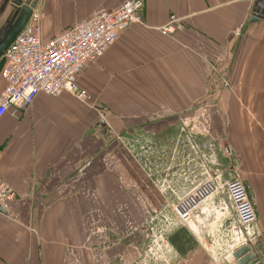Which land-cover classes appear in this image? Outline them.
Returning a JSON list of instances; mask_svg holds the SVG:
<instances>
[{"label": "crops", "instance_id": "1", "mask_svg": "<svg viewBox=\"0 0 264 264\" xmlns=\"http://www.w3.org/2000/svg\"><path fill=\"white\" fill-rule=\"evenodd\" d=\"M125 1L40 0L42 42ZM261 10V0H144L143 23L78 75L85 102L38 94L25 112L5 114L0 178L15 199L0 213V264H236L246 244L264 264ZM171 15L183 29L166 36L159 28ZM112 131L130 134V155ZM205 168L252 187L257 220L241 236L228 196L212 200L223 211L212 232L246 244L212 239V201L194 215L197 232L173 212Z\"/></svg>", "mask_w": 264, "mask_h": 264}, {"label": "built area", "instance_id": "2", "mask_svg": "<svg viewBox=\"0 0 264 264\" xmlns=\"http://www.w3.org/2000/svg\"><path fill=\"white\" fill-rule=\"evenodd\" d=\"M143 1L127 0L115 9L99 10L46 43L41 39L40 13L34 10L26 28L11 42L1 57L3 64L0 76L4 86L0 92V120L7 113L15 117L16 113L25 112L38 94L57 97L68 93L78 100L86 99V92L77 84L78 75L86 65L96 63L115 43L121 32L132 25L143 23ZM261 9L264 15V0H261ZM182 29V19L171 15L159 31L169 36ZM211 175L214 177L205 179L179 198L172 210L180 224L190 229L194 215L224 188L241 227V236L257 220L246 188L238 177L221 185L218 177ZM14 199V190L0 178V210L6 211ZM106 230L103 225H98L96 233L102 237ZM240 243L246 244L245 239L239 238L235 244L227 245L226 248L233 249ZM211 251L219 255L216 250ZM222 262L219 259L213 264H223Z\"/></svg>", "mask_w": 264, "mask_h": 264}, {"label": "water", "instance_id": "3", "mask_svg": "<svg viewBox=\"0 0 264 264\" xmlns=\"http://www.w3.org/2000/svg\"><path fill=\"white\" fill-rule=\"evenodd\" d=\"M40 0H0V59L11 42L26 28ZM4 211L0 210V213ZM236 264H255L257 259L246 244L232 255Z\"/></svg>", "mask_w": 264, "mask_h": 264}, {"label": "rangeland", "instance_id": "4", "mask_svg": "<svg viewBox=\"0 0 264 264\" xmlns=\"http://www.w3.org/2000/svg\"><path fill=\"white\" fill-rule=\"evenodd\" d=\"M37 12H39V8L37 7L36 9H35ZM40 13V12H39ZM40 23H41V20H40ZM88 98V97H87ZM86 98V99H87ZM85 99V100H86ZM85 100H82V101H84L85 102ZM100 120L102 119V117L99 115V117H98ZM102 123H104L103 124V128L105 129V131H110L111 130V128H109V122L106 120H103L102 119ZM130 132V131H129ZM110 133H112V135H114V137H113V142L114 143H117V140H118V143H119V146L121 147V148H123V147H125L126 146V148H128V153H129V155H130V134H129V136H127L126 138H127V140H124V141H121V139H118V137H119V135L118 134H114L113 133V131L112 132H110ZM112 137H111V139H112ZM107 140V139H106ZM110 143V141H108V143L107 144H109ZM111 145V144H110ZM104 147H105V143H104V145H103ZM108 147H109V145H108ZM125 148V149H126ZM103 149H105V148H103ZM190 160H192V159H190ZM94 161V158H92L91 160H90V162H88V164H86V165H88L89 166V164H90V167L92 166L91 164H92V162ZM191 162H193V160L191 161ZM203 162V161H202ZM210 162H211V160H206V159H204V162L203 163H205V164H207L209 167H210ZM142 164V163H141ZM144 164L146 165V162H144ZM188 167H190V165L188 166ZM184 168L185 170L183 171V173L184 174H187V176H189L190 175V168ZM196 171V170H195ZM197 172V171H196ZM182 173V174H183ZM184 174H183V177H184ZM212 173H210V172H208L207 171V173L205 174V171H202V174H201V170L200 171H198V175H197V173H195V175H196V179L193 181V183H192V185L189 187V189H188V191H190L191 189H193L196 185H198V184H200L201 182H203L205 179H207V178H213L214 176H212L211 175ZM216 177H218V180H219V184H221V185H223L226 181H229V179H227L226 178V176H225V173L223 174V173H220L219 171L218 172H216ZM231 178H233V177H231ZM242 183L244 184V186H245V188H246V191H247V194H248V197L250 198L251 197V193H252V190H251V188L252 187H250L248 184H247V182H243L242 181ZM247 186H248V189H247ZM250 187V188H249ZM187 191V192H188ZM221 193V194H220ZM220 193H219V196H217L216 198H219V199H221V197H226L227 195H226V192H225V190H224V188H221L220 189ZM181 198V197H180ZM250 201H251V203H252V198H250ZM214 201H212L211 203H210V205H209V207L207 208V211H205V214H207V215H211L213 218H211L210 220H209V225H210V231L212 232V231H215V230H217L219 227H218V225L220 224V222H218V220H216V221H214L213 219L214 218H218V217H220V215H221V213L223 212L221 209H219L218 207H216V206H214V204H212ZM212 204V205H211ZM252 205H253V203H252ZM215 207V208H214ZM254 207V206H253ZM118 208H122V207H120V206H118ZM117 208V209H118ZM125 208H128V207H125ZM203 208H206V206L205 207H203ZM128 210V209H127ZM255 210V209H254ZM118 211V210H117ZM117 211L115 212V213H117ZM125 213V211H122L121 213ZM128 213H130L129 212V210L127 211ZM209 213V214H208ZM256 213V212H255ZM104 215V214H103ZM212 220V221H211ZM106 225V224H105ZM105 225H103L104 227H106L107 228V225L105 226ZM184 228H186V229H188L187 227H185V226H183ZM189 230H191V231H194V232H197V226H196V224L195 223H193L192 225H191V228L189 229ZM215 232H212V235L214 234ZM218 234H220V233H217V235ZM209 235V234H208ZM215 235H216V233H215ZM215 235H213V238L212 239H216V237H217V235L215 236ZM231 235V234H230ZM211 236V235H210ZM229 233L227 232V233H225V234H223L222 236H220V237H217V238H219V239H221V245H222V248L221 249H225V247H226V245H227V243H228V240L227 239H229ZM228 237V238H227ZM210 239H211V237H210ZM219 245H220V243H219Z\"/></svg>", "mask_w": 264, "mask_h": 264}]
</instances>
